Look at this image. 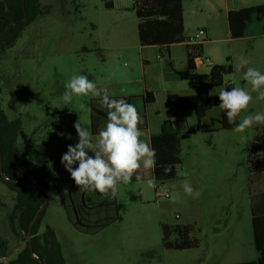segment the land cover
Returning a JSON list of instances; mask_svg holds the SVG:
<instances>
[{
    "label": "rangeland",
    "instance_id": "1",
    "mask_svg": "<svg viewBox=\"0 0 264 264\" xmlns=\"http://www.w3.org/2000/svg\"><path fill=\"white\" fill-rule=\"evenodd\" d=\"M184 1L189 20L190 2ZM108 2L113 4L112 8L106 6ZM40 3L43 14L23 31L0 61L1 104L9 120L22 121L17 141L21 149L30 143L50 142L49 199L40 232L46 233L48 227L53 230L65 264L256 262L260 255L254 244L252 206L257 195L264 192V174L250 173L246 147L264 124L254 125L245 133L219 130L215 112H210L206 131L180 138L182 162L177 173L188 175L177 174L174 180L165 182L169 197L157 196L160 183L149 186V181H154L150 170H142L139 181L133 178L132 183L120 185L113 198L82 191L62 165L61 158L68 145L78 143L75 122L79 119L92 134L93 127L100 132L107 117L93 113L92 109L106 115L107 109L99 98L90 95L74 97L66 105L62 100L65 83L73 75L83 74L99 88L107 89L110 98H125L123 94H130L127 98L138 104L145 84L152 83L146 79L144 62L149 60L151 64L147 76L158 77L159 53L152 48L142 50L138 35L140 19L133 10L135 0H40ZM194 23L195 19L190 23L192 36L198 28L193 27ZM223 31L220 38H226L225 24ZM204 47L203 50L202 46H193L192 52L219 62L217 65L233 68V73L224 79L226 84H231L223 88L242 87L251 91V85L244 80V70L238 68L240 56H247L252 62L250 66L264 72V38ZM220 88L211 91L218 93ZM252 95L249 109L237 123L244 115L264 113V100L257 99L256 93ZM58 126H62L61 132H57ZM52 135L56 136L54 140H50ZM97 136L93 134V139ZM185 180L194 189L191 195L183 192ZM64 189L68 190L67 194ZM53 193L59 199L53 198ZM173 194L179 195L176 202L170 199ZM83 195L88 204L92 199L99 205L88 222L82 217L83 224L91 225L88 229L77 227L75 211L69 214L64 207L65 202L73 199L81 205ZM15 204L16 194L0 181V239L8 242L10 260L16 258L15 250L20 245L19 236L12 228ZM164 226L172 231L178 226L189 227L190 239L197 242V247L166 248ZM169 240L181 241L175 232Z\"/></svg>",
    "mask_w": 264,
    "mask_h": 264
},
{
    "label": "trees",
    "instance_id": "2",
    "mask_svg": "<svg viewBox=\"0 0 264 264\" xmlns=\"http://www.w3.org/2000/svg\"><path fill=\"white\" fill-rule=\"evenodd\" d=\"M184 0H135L133 10L140 19L138 35L141 46L167 47L187 41L184 26ZM108 8L113 4L108 2ZM43 14L40 0H0V61L7 50L12 48L23 31ZM254 16L262 26L260 34L264 35V6L245 8L231 12L229 24L233 38H243L247 35V28ZM197 46V45H196ZM193 47V46H192ZM192 47H189L192 49ZM193 50V49H192ZM193 53L189 54V69L175 71L180 80L189 81L195 90V95L180 97L169 95L171 99L179 100L184 105H191L199 120L206 117L212 109L220 111L218 118L219 130H233L235 125L227 123L226 114L219 109V96L210 94V89L222 87L226 75L233 73L231 65H214L208 74L195 73ZM170 67L173 69L172 64ZM0 86V181L9 190L16 194V204L12 216V228L18 237L24 232L31 237L30 242L17 254L9 264H65L61 244L55 237L52 229L48 227L46 233H41V226L48 204L47 184L51 173V163L48 156L50 142L30 143L24 148L17 144L22 121L9 120L2 108ZM127 102L131 99L125 97ZM144 101L152 104L154 96L148 93ZM93 113L107 117L102 111L92 109ZM143 123L145 117L142 116ZM145 124L140 125L143 129ZM62 126L57 127L61 132ZM38 130L35 131V133ZM99 131L93 127V134ZM56 136L52 135L50 140ZM151 146L156 149V165L152 169V179L157 183H165L177 177V166L181 164V140L170 120L163 121L159 133L152 135ZM249 169L251 174H264V126L259 130L254 140L246 147ZM260 156L258 159L257 157ZM171 165L172 171L165 174L164 167ZM73 199V197H72ZM81 205L73 200L65 202L64 207L68 213L75 211L77 220L75 225L79 228H91L83 224L94 215L97 204L91 199L88 204L85 195L81 197ZM77 204L79 206H77ZM252 206V227L255 248L259 253L256 262L242 264H264V192L257 195ZM81 206V210L79 207ZM41 210L38 218L36 215ZM101 207H104L103 205ZM71 218V217H70ZM105 225H102L104 227ZM164 245L168 249L185 250L197 247V242L190 239V228L176 227L173 231L164 226ZM175 232L180 242H171V233ZM8 256V242L0 239V257Z\"/></svg>",
    "mask_w": 264,
    "mask_h": 264
},
{
    "label": "clouds",
    "instance_id": "3",
    "mask_svg": "<svg viewBox=\"0 0 264 264\" xmlns=\"http://www.w3.org/2000/svg\"><path fill=\"white\" fill-rule=\"evenodd\" d=\"M251 63L247 56L239 57L238 68L244 70V80L251 85V91L242 87H232L229 91L221 87L217 94L220 100L218 107L226 114L227 123L235 125L233 131L236 133H245L254 125L264 124V113L259 112L244 115L237 123L241 114L249 109L253 100L252 93H256L257 99L264 100V72L250 66ZM89 95L99 98L107 109V123L93 139L91 130L78 119L74 124L79 137L78 143L68 145L61 163L79 189L99 192L105 198H113L117 196L120 185L132 183L133 178L139 181L142 170L155 167L157 152L148 141L142 139L144 132L140 125L143 118L136 106L125 98H110L107 89L99 88L86 75H73L65 83L62 100L68 105L73 102L74 97ZM89 152L94 155H89ZM171 171V165L164 167L165 174ZM177 174L188 175L187 172ZM149 186L155 187V181H149ZM193 190L192 185L185 180L183 192L191 195ZM67 192L64 189V194ZM51 195L59 199L54 193ZM170 199L176 202L179 195L173 194Z\"/></svg>",
    "mask_w": 264,
    "mask_h": 264
},
{
    "label": "crops",
    "instance_id": "4",
    "mask_svg": "<svg viewBox=\"0 0 264 264\" xmlns=\"http://www.w3.org/2000/svg\"><path fill=\"white\" fill-rule=\"evenodd\" d=\"M189 2V15L191 20H188L187 18L186 5L185 1H183L185 38L187 41L174 44L169 48L141 46L143 51L148 48L157 50L159 54H157L156 59L161 67L159 76L156 78H150V76H147V70L150 68L151 64L149 60H145V76L146 79L148 77V80L152 81V83L149 86L147 83L145 84L142 98L138 104L134 103L133 99H131V103L136 106L140 115L145 117V123L141 124H145L142 129L144 132L142 139H145L150 144L152 135L160 132L161 125L165 120H170L173 123L175 130L179 133L181 138L182 135H194L206 131L208 128L206 120L208 119L210 112H215L214 120L220 117V111L218 109H212L207 113L205 118L199 120L193 106L184 105L179 100H174L169 97V95L180 97L195 95V90L190 82L178 79L174 72V70L187 71L189 69V54L193 53L192 49L189 47L196 46L189 43V39L194 32H189L191 26L190 23L194 19L195 23L193 24V27L198 26L196 30L205 29L206 31L204 41L200 45H197L200 47L202 46L203 50L206 48L204 46L210 44L226 43V41H253L257 38H264V35L260 34L262 26L259 23L257 16H254L249 23L247 35L243 38H233L229 24V16L231 12L245 8L264 6V0H189ZM224 24L226 27L224 34L226 38H220V35H223L224 33ZM220 25H222V31H220ZM229 51L232 52V48H230ZM249 52L250 49L246 50V53ZM164 55L165 58L163 57ZM193 56H195L194 53ZM229 59L230 58H227V60ZM170 63L172 64L173 69L170 67ZM218 63L219 62H211L210 64L195 65L194 72L197 74H208L213 66ZM224 84H226L225 80ZM224 84L222 87H227L231 83ZM226 90L230 91V89ZM148 93L154 96L155 101L152 104H146L144 101V98ZM210 94L217 95L218 93H213L210 89ZM123 95L124 97H130V94ZM150 174L152 176V169H150Z\"/></svg>",
    "mask_w": 264,
    "mask_h": 264
},
{
    "label": "built area",
    "instance_id": "5",
    "mask_svg": "<svg viewBox=\"0 0 264 264\" xmlns=\"http://www.w3.org/2000/svg\"><path fill=\"white\" fill-rule=\"evenodd\" d=\"M206 36V31L205 29H199L197 30L194 35L189 39V43H191L192 45H200ZM210 64L211 61L208 58H204L202 56H195L194 57V64L195 65H203V64ZM160 186H157V196L160 197H169V190L167 188H165V184L164 183H160ZM19 240H20V245L18 246V248L15 250L17 253H19L28 242H30L31 237L27 236L23 231L20 232V236H19ZM22 243V244H21ZM22 245H24L23 247H21ZM12 260H10L7 257H0V264H9Z\"/></svg>",
    "mask_w": 264,
    "mask_h": 264
},
{
    "label": "water",
    "instance_id": "6",
    "mask_svg": "<svg viewBox=\"0 0 264 264\" xmlns=\"http://www.w3.org/2000/svg\"><path fill=\"white\" fill-rule=\"evenodd\" d=\"M47 194H48V191H47ZM43 209V207L39 210V212L37 213V215H36V219L38 218V216H39V214H40V212H41V210Z\"/></svg>",
    "mask_w": 264,
    "mask_h": 264
}]
</instances>
